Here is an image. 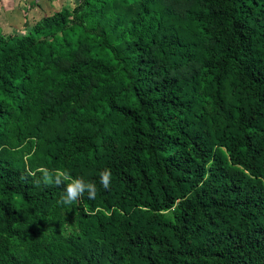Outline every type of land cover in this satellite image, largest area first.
<instances>
[{
	"label": "trees",
	"instance_id": "16d2710c",
	"mask_svg": "<svg viewBox=\"0 0 264 264\" xmlns=\"http://www.w3.org/2000/svg\"><path fill=\"white\" fill-rule=\"evenodd\" d=\"M0 264H264V0H80L0 36Z\"/></svg>",
	"mask_w": 264,
	"mask_h": 264
},
{
	"label": "rangeland",
	"instance_id": "374dc122",
	"mask_svg": "<svg viewBox=\"0 0 264 264\" xmlns=\"http://www.w3.org/2000/svg\"><path fill=\"white\" fill-rule=\"evenodd\" d=\"M79 1L0 0V36L24 35L28 28L41 18L61 9L71 10ZM64 226L69 228L67 223H64Z\"/></svg>",
	"mask_w": 264,
	"mask_h": 264
},
{
	"label": "clouds",
	"instance_id": "9594fccd",
	"mask_svg": "<svg viewBox=\"0 0 264 264\" xmlns=\"http://www.w3.org/2000/svg\"><path fill=\"white\" fill-rule=\"evenodd\" d=\"M40 177L34 182L37 185L43 184L45 187L64 186V195L60 197L59 204L70 206L82 199L87 194L88 199H95L98 187L94 181H85L83 177H76L65 169H48L41 167ZM35 176V173H32ZM23 179V178H22ZM112 182L111 169H105L99 174V185L104 190H109Z\"/></svg>",
	"mask_w": 264,
	"mask_h": 264
},
{
	"label": "crops",
	"instance_id": "0c3cea01",
	"mask_svg": "<svg viewBox=\"0 0 264 264\" xmlns=\"http://www.w3.org/2000/svg\"><path fill=\"white\" fill-rule=\"evenodd\" d=\"M13 17H15V16H13ZM17 18V17H16Z\"/></svg>",
	"mask_w": 264,
	"mask_h": 264
}]
</instances>
